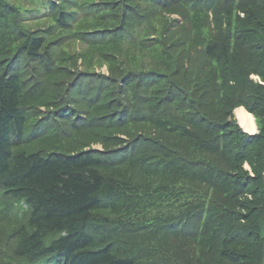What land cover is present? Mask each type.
<instances>
[{"label": "trees", "instance_id": "1", "mask_svg": "<svg viewBox=\"0 0 264 264\" xmlns=\"http://www.w3.org/2000/svg\"><path fill=\"white\" fill-rule=\"evenodd\" d=\"M28 1L52 28L0 0V264H264V0H124L116 29L72 33L87 49L62 57L54 33L106 5ZM165 9L204 31L167 32L146 75L124 74L105 50L153 43ZM101 60L109 75L89 73Z\"/></svg>", "mask_w": 264, "mask_h": 264}, {"label": "rangeland", "instance_id": "2", "mask_svg": "<svg viewBox=\"0 0 264 264\" xmlns=\"http://www.w3.org/2000/svg\"><path fill=\"white\" fill-rule=\"evenodd\" d=\"M86 1L90 4L94 3L96 5L98 4L106 5V7L100 12L96 11L95 16H93L92 18H80L76 22H74L72 18L70 22L72 23L73 21L74 23L72 24L70 31L59 30L58 32L54 33V37L52 38L54 40H58V39L62 40L64 37H69V41L63 44L61 46V49L58 51V55L60 54L61 57H62V54L65 56H67L68 54L72 55L75 53L80 54L81 52H84L87 49L86 47L87 44L85 45L83 41L80 40L81 41L80 42L79 40H75L74 38H71L72 33L79 32V34L80 33L89 34L95 29L114 30L119 26V23L123 18L122 12L127 6L124 0H86ZM186 1H193V0H186ZM9 2L12 3L13 5L18 6L20 9L23 10L22 13H23L24 23L22 24L24 25L25 30L39 33L43 30H46L47 28H52L53 22L51 21H49L48 23H45L43 20H39V21L31 20L30 15L28 13H25V10H29L32 4L28 0H9ZM181 3H182L180 4L181 6L177 8L180 12L185 6L187 9V5L184 4L185 2L184 3L181 2ZM176 4L179 5L178 3ZM176 4H173L172 7H177ZM192 7H195V5H191V6L188 5V8H192ZM179 11H173L172 13H170L166 9L164 11L163 10L161 11L153 10V14L157 13L155 18H153V20L155 21L154 26L157 25L158 27L156 29L157 35L154 36V38H152L153 43H147L144 49L142 47L143 45L138 46L139 43L137 42L132 46H128V47L123 46L121 47V49L119 47H116V49L112 48L109 50H105V52L107 51V53L109 54H112L114 56L116 54L118 55V57L124 58L123 61L125 62L121 66V69H123L124 74L127 73V71H132L134 73H137L140 71L139 77L146 75L147 71L152 68V65L156 64L157 55L166 53V50H163V48L165 49V47L160 46L158 43L160 39L165 38V35L167 32H171L174 35L177 30H180L175 35L176 37H178L183 32V30L184 31L190 30L192 34L194 33L199 34L200 30L204 31L203 25H204L205 20L203 19V17L205 16H202V14H199V13H197L195 16H192L191 13H189L190 15L186 18L185 16L182 17ZM194 13H196V11H194ZM101 15H103L104 17H102ZM235 16H238L236 12H234L233 17ZM54 27L57 28L56 24ZM151 36H153V34H151ZM89 37L90 36L88 35L87 38ZM52 43L57 45V41H54ZM189 50H190L189 45L176 49V48H173L171 44L167 52L175 56V58H178L179 55H181L182 53H186ZM153 56H154V59H153ZM159 61H161V59L158 57V62ZM96 63L97 64L94 67H92V69L91 68L88 69V70H91L89 73H95V75H104V76L109 75V72H110L109 67L112 66L111 64H109V62H104L101 60V61H97ZM87 64L88 63L82 64L80 63V60H79L78 64L76 65V69L73 72H80V75L83 74L82 71L87 69L86 67ZM121 69H117V71ZM75 74L77 75L78 73H75ZM250 78L253 83L255 84L260 83L264 85V82L261 81V78L258 75H251ZM83 82L85 84L87 83L85 85L87 86L88 82H90V78L84 79ZM239 109H242L244 110V112H246L248 119L250 116L252 117L253 125L251 124V126H249L250 124L245 123L243 114H241L240 112H239L240 114L238 113L239 115L237 114ZM242 110H239V111H242ZM232 120L241 129V131L249 137H252L258 134L260 130L261 123L259 122V120L252 113L248 112L242 106L235 107L232 110ZM95 148H100V146H95ZM255 153H256V149L255 147H252L249 151L250 159L253 158L252 155L255 156ZM258 160L262 161L261 157L255 156L250 161H252L253 163H257ZM244 168L249 172L250 176H253L255 174V171L253 172V170L251 169L255 170L257 167L255 166V164L251 166V164L245 163ZM247 197L251 198L250 195H248Z\"/></svg>", "mask_w": 264, "mask_h": 264}, {"label": "bare ground", "instance_id": "3", "mask_svg": "<svg viewBox=\"0 0 264 264\" xmlns=\"http://www.w3.org/2000/svg\"><path fill=\"white\" fill-rule=\"evenodd\" d=\"M239 112L244 115V121H245V123H251L252 124V121H253L252 118L249 117V119H248L247 114H246V112H244V110L239 111Z\"/></svg>", "mask_w": 264, "mask_h": 264}, {"label": "crops", "instance_id": "4", "mask_svg": "<svg viewBox=\"0 0 264 264\" xmlns=\"http://www.w3.org/2000/svg\"><path fill=\"white\" fill-rule=\"evenodd\" d=\"M239 110H242V109H239ZM239 110H238V112H237V114L239 113ZM240 114V113H239ZM238 114V115H239ZM251 117V116H250ZM252 118V117H251ZM253 120V119H252ZM248 124H250L249 126H251V123H248ZM253 125V124H252ZM245 131H247V130H245ZM247 132H249V131H247ZM252 133V132H251Z\"/></svg>", "mask_w": 264, "mask_h": 264}]
</instances>
